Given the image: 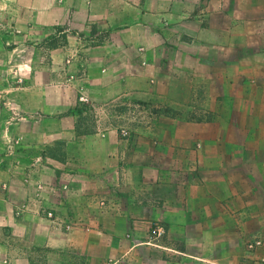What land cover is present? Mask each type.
<instances>
[{"label": "crops", "instance_id": "crops-1", "mask_svg": "<svg viewBox=\"0 0 264 264\" xmlns=\"http://www.w3.org/2000/svg\"><path fill=\"white\" fill-rule=\"evenodd\" d=\"M145 9L0 0L2 264L264 258L263 39Z\"/></svg>", "mask_w": 264, "mask_h": 264}, {"label": "rangeland", "instance_id": "rangeland-1", "mask_svg": "<svg viewBox=\"0 0 264 264\" xmlns=\"http://www.w3.org/2000/svg\"><path fill=\"white\" fill-rule=\"evenodd\" d=\"M116 1L118 2V5L120 7L132 6V7H136V9H140L141 11H146L145 8H147L150 15L148 21H150L151 24L157 23L159 21V18L163 16L169 18L191 17L194 11L200 15H204V13L206 15L207 12L210 13L211 14L210 19L212 20V22L215 23L218 22L226 23L228 21L232 23L247 22L249 23L247 32L254 34L252 40L248 42L249 49H252V52H255L260 48L258 42L257 43L253 42V38L257 40L263 39V47H264V0H116ZM220 5L230 9L231 11L230 18H227L226 16H223L217 12L216 9ZM254 24H260L263 26L257 27L256 29L252 30ZM231 38H233V35L231 36ZM243 39H244L243 36L239 37L241 43H243ZM80 101L84 105H80L78 107V116L83 120H88L87 122H83L81 128L83 129L84 132H89L90 130H92L94 126L93 119L96 117V113L92 105V102H84L81 99ZM152 113L154 114V112ZM134 116L137 117V115L135 114ZM1 177L2 176L0 175V196L1 194H3ZM42 209L40 210V215L44 214V216H46L49 220H56L54 211L52 210L46 211ZM2 223H3L2 216H0V245L1 243L4 244V240H3L4 235L1 234L2 232H4L3 231L4 226ZM151 240L158 241L155 239H151ZM253 240L254 239H248V257L251 258L248 259L253 260V264H264V258L263 259H260L259 257L255 258L254 256L255 252L253 253L249 251L251 250L250 244L255 243L252 242ZM256 240H259V238H257ZM1 258L2 255L0 254V264L3 263ZM4 264H6L5 261Z\"/></svg>", "mask_w": 264, "mask_h": 264}, {"label": "built area", "instance_id": "built-area-1", "mask_svg": "<svg viewBox=\"0 0 264 264\" xmlns=\"http://www.w3.org/2000/svg\"><path fill=\"white\" fill-rule=\"evenodd\" d=\"M81 100L84 102H89V100L86 97H82ZM122 135L127 136L128 133L124 130V131H122ZM163 235H164V230L159 226L151 231V238L152 239L158 240V239L162 238ZM260 245H262V243L260 241H258V242L250 244V248H254L255 246H260Z\"/></svg>", "mask_w": 264, "mask_h": 264}]
</instances>
